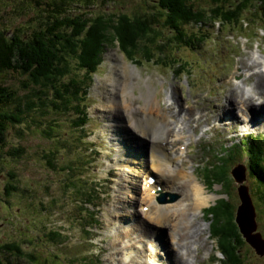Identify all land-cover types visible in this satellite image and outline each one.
<instances>
[{
	"label": "rangeland",
	"instance_id": "374dc122",
	"mask_svg": "<svg viewBox=\"0 0 264 264\" xmlns=\"http://www.w3.org/2000/svg\"><path fill=\"white\" fill-rule=\"evenodd\" d=\"M74 1L76 3L68 7L70 12L67 14L71 17L80 13L87 14L88 18L119 13L135 16L139 12H146L147 8L146 0ZM206 1L208 0H199V5H205ZM45 3L46 0H0V28L13 31L21 25L41 27V22L48 20L49 13ZM258 26L259 24H254L251 28L238 31L234 26L222 25L210 19L205 26H189L191 32L202 35L204 41L193 51L185 47L171 51L169 57L182 58L187 62V66L180 70L156 62L159 52L149 43H145V51L142 49L143 52L140 50L135 54V61L124 58L115 41L106 43L103 46L101 62L92 74L91 88L85 102L88 120L86 125H82V129L72 128V117H76L72 113L54 114L47 109H39L35 114L39 125L29 122L32 114L27 119L23 117V124L10 129L6 134L9 136L10 145L0 151L1 159L13 162L10 169L0 164V264H34L31 256L37 257L38 254H42L48 264H170V261L177 264L169 252L175 249V233V242L182 245L188 243L191 248L187 256L189 264H222L217 239L213 236V221L206 215V211L221 200L229 201L237 211L240 190L246 197L254 183L245 174L246 163L243 156L228 159L225 163L228 176L231 171L232 177L235 174L240 181L244 177L241 183H237L230 175L231 181L226 188L212 181V166L214 157L224 146L229 147L235 141L241 142L249 135H260L264 138V114L259 126L249 127L252 122L248 125L247 120L251 115L242 114L246 106H233L231 112L225 109L226 100L235 89L234 85L240 84L242 77L255 71L249 70L250 66H255L252 58H264V27ZM142 53L149 54L147 59L142 57ZM253 55L255 56L252 57ZM71 62L70 77L81 75L75 69V62ZM187 68L189 73L186 72ZM114 74L121 79H127V93L137 97H131V103L135 102L140 107L147 100L148 104L155 106V115L166 118L167 136L172 135L173 128H176L175 132L181 131L183 136H178L181 141L177 144L187 145L181 168L190 170L192 167V175L195 169V178L215 197L201 214L196 213L190 219V211L179 212L174 220L175 225L169 229L152 225L143 217V213H147L150 206L145 203L147 195L141 191V188L145 190L142 184L144 177L141 176L142 173L129 177L132 175L130 167H137L138 164L132 163L128 167V163L144 161V169H147L151 145L148 139L151 138H138L136 129L128 126V112L121 116L115 112L112 116V110H103V106L107 105L110 79ZM255 81L257 82V78L251 76L244 84L245 90L252 87ZM22 82L23 77L14 72L0 76V84L10 87L18 95L25 92ZM259 111L264 113V109ZM186 114H193V117L188 116L187 119ZM257 115L259 114L253 112L254 117ZM118 124L125 129L117 128ZM43 125L51 128L49 135L54 136V139L48 137ZM151 142L153 143L152 140ZM9 150L23 153L20 158L15 156L11 159L7 156ZM50 151L56 153L54 158H58L56 169L48 164L50 156L47 153ZM77 156L81 159V163L73 166L74 169L76 167L77 175L85 177L93 186L97 185L99 194L95 190L92 194L71 192L64 182L69 176L59 170L66 160ZM239 165H243L244 171L241 168L236 169ZM123 168L126 169L125 174ZM207 169L210 170L204 178L203 172ZM7 188L17 190L9 194ZM124 188H130L128 195L123 194ZM157 191L158 197L154 199L157 206L173 205L185 200L184 195L159 189ZM123 197L128 200L125 208H121V203L126 201ZM253 197L256 198L255 195ZM77 199L90 201L85 205L88 211L80 207ZM164 200L173 202L162 203ZM251 204L256 226L254 234L259 235L258 239L264 242V204L256 200L255 205L252 199ZM244 209L243 221L246 227L250 225L249 233L252 230V219L249 220L251 208ZM81 212V223H77L75 219ZM235 213L234 211L236 217ZM86 223L89 226L87 229L84 228ZM235 225L239 231L236 223ZM139 227L146 233L145 238ZM197 229L199 231L192 241L181 240L180 235H190ZM53 231L60 232L62 237H53L50 240L48 233ZM197 236L199 237L196 240ZM253 240L260 245L259 240ZM11 243L22 249L20 257L2 249L4 245ZM202 243L205 245L197 255L195 248ZM244 243L246 245L239 252L243 262L264 264V245L259 247L260 252L256 254L253 247L247 242ZM144 246L147 247V252L143 255ZM177 250L186 253L178 246ZM84 258L88 260L83 261Z\"/></svg>",
	"mask_w": 264,
	"mask_h": 264
},
{
	"label": "trees",
	"instance_id": "16d2710c",
	"mask_svg": "<svg viewBox=\"0 0 264 264\" xmlns=\"http://www.w3.org/2000/svg\"><path fill=\"white\" fill-rule=\"evenodd\" d=\"M75 3L74 0H46L48 20L41 22L39 28L27 25H21L13 31L0 28V76L11 72L19 74L23 77L21 86L25 89L24 94L18 95L10 87L0 84V151L10 145L6 134L23 124V117L27 119L32 114L29 122L39 125L35 115L39 109H47L54 114L72 113L76 115L72 117V128H83L82 125L88 120L85 102L92 74L101 62L106 43L115 41L123 57L130 61H135V54L142 49L145 51V43H149L159 52L156 62L180 70L187 66V62L182 58L169 57L171 51L179 47L193 51L204 41V37L193 34L189 26H205L210 19L222 25L234 26L238 31L251 28L254 24L264 27V0H208L202 6L199 0H146V12H139L135 16L119 13L91 18L83 13L76 17L67 14L70 12L68 7ZM141 55L147 59L149 54ZM71 61L75 62V69L81 75L70 77ZM186 72H190L188 68ZM42 127L49 138H55L49 135L50 127ZM16 151L9 150L7 156L11 159L15 156L20 158L23 152ZM55 154L52 151L47 153L50 156L48 164L52 169H56L59 163L58 158H54ZM216 155L212 181L226 188L231 181V171L228 176L225 163L228 159L243 156L245 174L254 183L247 196L254 204L256 200L264 204V138L246 136L241 142L235 141L229 147L224 146ZM75 163H81L79 156L66 160L59 170L69 176L64 182L71 192L92 194L95 190L99 194L97 185L93 186L85 177L77 175L76 167H73ZM0 164L10 169L13 162L1 159ZM209 170L203 172L204 178ZM16 190L7 188L9 194ZM76 202L84 209L90 203L81 199ZM234 211L235 206L226 200L219 201L206 211L213 221V236L217 239L218 251L223 257L222 264H245L239 258V252L246 244L235 225ZM82 217L83 212L75 221L81 223ZM88 227L87 223L84 224L85 229ZM48 235L50 240L62 237L58 231L49 232ZM2 249L18 257L23 253L15 243L4 245ZM86 260L84 258L83 261ZM31 261L34 264H48L42 254L31 256Z\"/></svg>",
	"mask_w": 264,
	"mask_h": 264
},
{
	"label": "bare ground",
	"instance_id": "6f19581e",
	"mask_svg": "<svg viewBox=\"0 0 264 264\" xmlns=\"http://www.w3.org/2000/svg\"><path fill=\"white\" fill-rule=\"evenodd\" d=\"M254 56L255 55H253L252 57ZM252 61H255V66L249 65L250 66L249 70L251 71L253 69L255 71H253L252 74H248L242 77L240 84L234 85L235 89L231 91V95L229 96V98H227L226 100L227 107L225 108L231 112V108L233 106L234 107L236 105L246 106L245 109L242 110V114L246 116L251 115L250 117H248V120H247V122H249L248 125L250 124V122H252V124H250L249 127L253 125L259 126V121H261V116L264 114L259 111V110L264 109L262 107L264 105V58H262L261 56L254 57L252 58ZM123 69H125V66L123 67ZM132 75H134L133 72H132ZM251 76H255L257 78V82L255 81L256 82L254 83L255 85L253 84L252 87L245 90L244 84L247 82V80ZM110 84H111L110 90L107 93V98H106L107 105L103 106V110H112L113 111L112 116H114L115 112L119 113L120 116L122 115V113L128 112L127 113L129 117V120H127L128 126L136 129V131L139 134L137 135L138 138L139 139L142 137H146L147 139L151 138V139H148V141L150 142L152 146L150 145L149 155L147 157V162H148L146 165L147 169H144L145 167L144 161H141L139 163H134V162L128 163L129 165L128 167H130L132 163L133 165L138 164L137 167L136 166L130 167L132 175L131 176L129 175V177L137 176L138 174H141V173H142L141 176L144 177L142 184H143V188L145 187L144 188L145 190L141 188V191L147 195V201L145 203H149L150 206H149V209H147V213L145 212L143 213L144 214L143 217L147 219L152 225L162 226V227H166L167 229H169L170 227H173L175 225L174 220L179 212L185 213L186 211L188 212L190 211L189 213L190 219L193 218L196 213L201 214L203 209L207 207L208 204L211 201H213L215 197L211 195L210 193H208L206 191L205 186L195 178L194 176L195 169L192 175V171H191L193 169L192 167L190 168V170L181 168L183 165L184 158L186 157L185 155H186V150H187L186 149L187 145L177 144L178 142L181 141V138L178 136H183L181 131L175 132L176 128H173V129L171 128L172 135L167 136L168 126L166 124V118L164 116H159V115L154 114L155 112L153 110L155 109V106H152L151 103L148 104L147 100H145L144 105L140 107H137L138 105H136L135 102L131 103L130 102L131 97L135 98L136 96H134L132 93H127V86H128L127 79L125 78L121 79L118 75L114 74V76L110 79ZM116 87H118L119 89L117 90ZM113 94H115V96ZM117 96H118V100H117ZM153 101H156V99H154ZM253 104H256V106L258 107L256 108ZM253 112L259 115L254 117ZM185 116H186L185 118L189 119L188 116L190 115L186 114ZM190 117H193V114ZM253 117H254V121L252 120ZM116 127L125 129V127L120 126L119 124ZM165 128L167 129L165 130ZM184 129L186 130V128ZM173 134H176V136H173ZM155 138H158V139H155ZM151 140L153 141V143L151 142ZM183 140H185V138H183ZM125 170L126 169L123 168L124 174H125ZM153 177L155 181L153 183H150V180ZM235 178L238 179V176L235 175ZM132 188L136 189L134 188V186ZM138 188L139 187H137V189ZM158 188L159 190H162V191H165L171 194L184 195L185 200H182L179 203H175L173 205L167 204L163 206H157L154 203V199L158 197L157 196ZM124 190L125 192L123 194L128 195L130 188H127V189L124 188ZM240 196L242 199V206L238 211L237 222L240 225L241 230L246 235L247 227H246V223L243 221V218H244L243 214L245 211L244 208H248V203H247L248 200L246 199L244 193L241 190H240ZM123 198L125 200L127 199L125 197ZM130 198L132 200H135L133 196H130ZM125 203L128 204V200L124 201V204L121 203L122 205L121 208H125ZM139 231L141 235L145 238L146 233L142 230V227H139ZM198 231L199 229H197L196 231H192L190 235L182 234L180 235L181 236L180 238L183 241L184 240L192 241L195 234ZM175 235L176 233L173 235V247H175V249L174 251L170 250L169 252L173 255V258L175 259L177 264H180V263L189 264V259L187 256L189 252L191 251V248L190 246H188V243H186L185 245H182V243L180 242H177V241L175 242L174 241ZM198 237L199 236L196 237V240ZM246 237L248 238L247 235ZM248 242L253 247L256 246L255 247L256 249L259 248V245L256 244L253 238L252 239L248 238ZM113 244L116 245L115 243ZM204 245L205 243H202V244H199L198 247L195 248V252H197V255L199 251L204 247ZM177 246L181 250H185L186 253H180L177 250ZM143 248H144L143 249V255H144L147 252V247L144 246ZM197 255H196V258H197ZM170 264H172L171 261H170Z\"/></svg>",
	"mask_w": 264,
	"mask_h": 264
},
{
	"label": "water",
	"instance_id": "95a60500",
	"mask_svg": "<svg viewBox=\"0 0 264 264\" xmlns=\"http://www.w3.org/2000/svg\"><path fill=\"white\" fill-rule=\"evenodd\" d=\"M237 168H241L242 169V171H244V169H243V167H237ZM236 168V169H237ZM233 178H235V174H234V177ZM243 179H244V177H243ZM243 179L240 181L239 179H236L235 178V180H236V182L237 183H241L242 181H243ZM244 189V188H243ZM239 191V190H238ZM239 195V197H240V205H239V207H237V211H236V217H235V223L237 224V226H238V229H239V232H240V235H241V237L243 238V240L245 241V242H247L251 247H253L249 242H248V238H251L252 239V237L253 238H256L257 240H261V239H258V237H259V235H255L254 234V231H255V221H254V212H253V207L251 206V203H250V200H249V198H247V195H246V198H247V200H248V207H250L251 208V214H250V217H249V220L250 219H252V230L251 231H249V233H248V229L250 228V225H248V227H247V229H246V235L248 236V238L246 237V235H245V233L241 230V227H240V225L238 224V222H237V215H238V211H239V209L241 208V206H242V199H241V196H240V193L238 194ZM173 201V200H172ZM166 201L164 200V201H162V203H165ZM259 241H257V242H259ZM254 245V244H253ZM261 245H264V242H262V241H260V245H259V247L261 246ZM255 246V245H254ZM256 247V246H255ZM255 247H253L254 249H255V252H256V254H259V252H260V250H259V248L258 249H256ZM262 257V256H261Z\"/></svg>",
	"mask_w": 264,
	"mask_h": 264
}]
</instances>
